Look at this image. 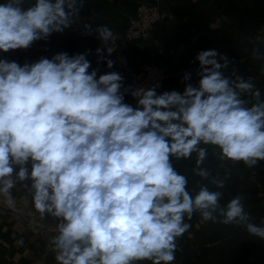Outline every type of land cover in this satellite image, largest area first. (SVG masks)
I'll list each match as a JSON object with an SVG mask.
<instances>
[{
  "label": "clouds",
  "instance_id": "clouds-1",
  "mask_svg": "<svg viewBox=\"0 0 264 264\" xmlns=\"http://www.w3.org/2000/svg\"><path fill=\"white\" fill-rule=\"evenodd\" d=\"M77 4L0 3V52L63 33L83 0ZM95 32L103 45L114 39L106 25ZM114 50L97 47V63L111 69L103 53ZM88 54L61 52L22 66L0 59V196L11 206L17 183L28 188L35 211L55 222L56 264H173L194 213L264 240V226L250 222L240 195L221 207L222 193L203 184L193 196L172 163L195 153L192 172L207 180L208 146L247 167L264 161L261 90L235 71L225 76L230 61L215 49L196 55V83L186 72L182 90L161 92L159 82L132 89L118 72L98 76Z\"/></svg>",
  "mask_w": 264,
  "mask_h": 264
},
{
  "label": "crops",
  "instance_id": "crops-1",
  "mask_svg": "<svg viewBox=\"0 0 264 264\" xmlns=\"http://www.w3.org/2000/svg\"><path fill=\"white\" fill-rule=\"evenodd\" d=\"M31 3L34 0H24L25 6ZM79 3L80 0L77 6ZM142 3H159L162 19L141 41L124 44L121 33ZM263 5L264 0H83L78 17L73 18L74 23L63 33H52L46 39L34 41L26 50L0 52V59L22 66L42 57L51 59L61 52L69 56L89 52L86 56L91 62L89 71L98 69V76L118 72L124 78V87L130 86L132 71L141 73L146 65L161 64L171 74L166 90H182L186 72L192 74L191 82L198 81L195 75L198 52L215 49L230 61L228 68L222 70L224 75L230 76L235 71L236 75L251 80L264 98V40L255 36ZM86 24L92 27L91 34H85ZM101 25L113 31L114 39L109 45H103L95 32ZM107 46L115 49L111 56L106 51L103 53L113 61L111 69L103 60L97 63L96 48ZM125 102L135 105L131 95L125 96ZM172 163L187 176V190L193 196L203 184L222 193L221 207L240 195L250 222L264 226V161L247 167L243 162L220 159L218 149L208 146L202 165L210 172L207 180L192 172L196 166L195 153L187 160L173 158ZM213 178L223 180L224 187L217 188L211 182ZM27 183L30 187V181ZM12 194L11 206L0 196V264H56L50 243L55 222L40 217L28 188L22 183H17ZM185 222L191 227L178 238L173 264H264V240L249 236L244 227L204 222L199 213H194L191 220L185 218ZM19 240H23V245L17 243Z\"/></svg>",
  "mask_w": 264,
  "mask_h": 264
},
{
  "label": "built area",
  "instance_id": "built-area-1",
  "mask_svg": "<svg viewBox=\"0 0 264 264\" xmlns=\"http://www.w3.org/2000/svg\"><path fill=\"white\" fill-rule=\"evenodd\" d=\"M161 19L162 10L159 3L140 4L135 16L130 18L127 28L121 33L122 43L130 44L141 41L147 34L155 30ZM255 36L262 41L264 40V5L255 29ZM123 63L125 68L129 70L127 63L124 61ZM131 74L130 86L132 89L140 86L150 87L159 82L161 88L157 91L160 92L166 90L168 83L171 81V74L161 64H149L144 67L141 73L132 71Z\"/></svg>",
  "mask_w": 264,
  "mask_h": 264
},
{
  "label": "water",
  "instance_id": "water-1",
  "mask_svg": "<svg viewBox=\"0 0 264 264\" xmlns=\"http://www.w3.org/2000/svg\"><path fill=\"white\" fill-rule=\"evenodd\" d=\"M50 219V218H49Z\"/></svg>",
  "mask_w": 264,
  "mask_h": 264
}]
</instances>
